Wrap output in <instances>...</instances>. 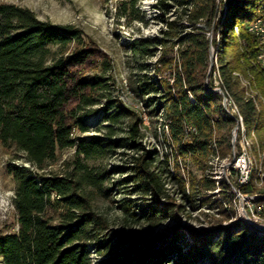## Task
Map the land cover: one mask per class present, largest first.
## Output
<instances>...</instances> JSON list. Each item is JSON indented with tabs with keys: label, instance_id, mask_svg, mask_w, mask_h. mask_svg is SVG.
I'll list each match as a JSON object with an SVG mask.
<instances>
[{
	"label": "trees",
	"instance_id": "1",
	"mask_svg": "<svg viewBox=\"0 0 264 264\" xmlns=\"http://www.w3.org/2000/svg\"><path fill=\"white\" fill-rule=\"evenodd\" d=\"M259 1L156 0L158 18L165 25L160 37L139 36L128 42L135 57L158 53L150 67L154 80L142 79L137 88L141 95L153 94L147 104L155 101L163 109L161 130L170 140V154H160L156 147L144 149L114 171L127 173L121 181L132 183L131 192L152 199V204L138 208L139 218L152 227L177 218L185 209L165 193L160 166L168 163L169 156L174 169L179 158H186L200 172L198 179L190 176V186L201 204L207 199L204 192L215 188V178L206 173L209 156L213 147L221 156L231 154V129L240 131L229 97L239 108L247 132L254 131L264 148V105L245 96L239 78V74L251 75L264 95L258 39L248 30ZM136 4L137 0H119L118 14L142 19ZM222 5L225 15L209 36V25ZM210 43L216 48V63ZM101 54L76 26L42 20L28 7L0 1V144L22 151L37 170L8 163L15 181L17 230L0 233V264H264V221L258 222L247 210L251 228L240 219L218 223L217 229L197 230L177 223L169 241L157 244L154 239L119 237L115 253L93 262L90 239L106 222L94 212L90 192L101 191L107 171L90 161L120 146L135 151L143 138L139 113L106 94L108 77L101 71L110 68V60ZM146 66L139 65L141 70ZM97 67L100 72L91 73ZM215 70L219 85H213ZM101 98H105L102 115L109 122L103 127L107 135L82 136L89 129L85 119L96 112L92 106ZM125 117L131 119L128 143L123 137H112L114 125ZM70 147L74 159L69 169L60 174L43 171ZM234 188L227 185L220 190L222 198L231 201ZM241 189L264 217V191L256 187L253 175ZM219 211L225 218L234 212L233 207L229 213L223 206ZM184 234L189 239H181Z\"/></svg>",
	"mask_w": 264,
	"mask_h": 264
},
{
	"label": "rangeland",
	"instance_id": "2",
	"mask_svg": "<svg viewBox=\"0 0 264 264\" xmlns=\"http://www.w3.org/2000/svg\"><path fill=\"white\" fill-rule=\"evenodd\" d=\"M0 1L28 7L42 20H49L54 23H70L79 28L86 39L92 41L97 51L110 60V68L101 71L105 77H108L106 78L109 85L106 90L108 97L135 109L142 119L140 130L143 133V138L139 140L140 144H138L135 151L129 146H120L106 157L90 161L99 169L107 171V179L104 181L101 191L91 190L90 192L94 212L106 222V227L99 230L98 234L90 239L89 247L94 263L100 262L103 257L118 250L116 240L119 237L136 240L154 239L158 244L170 240L173 227L177 223L179 227L189 225L197 230L203 227L217 229L218 223L228 224L235 219H240L243 225L251 228V224L247 222L246 210L251 212V215L258 222L264 221L260 209H255L256 206L251 201L248 192L238 186L236 175L228 169L227 164L233 154L240 149L238 141L241 140L243 149L247 148L246 150L250 154L248 155L251 160L253 182L260 191H264V182H261V179H264V166H262L264 148L261 147L254 131L251 134L247 132L245 124L244 133L248 141L245 142L246 144L242 142L241 133H237V129H231V154L221 156L218 148L213 147L206 173L208 177L215 178L216 186L214 189L204 192L207 199L203 204L200 202L201 199L197 198V193H192L191 190L190 176L194 175L198 179L201 174L195 169L190 160L179 158L177 170L174 169V163H172L170 156L168 163L161 164L160 169L163 170L160 171L159 169V171L165 182L166 195L178 199L183 203L185 209L179 213L177 218L165 219L155 227H152L146 220L140 219L138 215L139 205H150L152 199L131 192L132 183L121 181L127 173L114 171V168L118 165H128L131 155L136 154V152L140 154L144 149L150 150L152 147H156L160 154H170V140L166 135L164 136L161 130L163 109L159 108L158 103L155 101L147 104L145 100L153 94L141 95L137 88L139 81L142 79L146 82L154 80L151 76L150 67L158 53L152 56L135 57L128 45V42L134 37H160V29H164L165 25L158 18L161 11L154 6L156 0H137L138 15L142 16V19H128L120 16L118 14L119 0ZM224 15L225 6L222 5L217 9L215 17L209 25V31L207 32L209 36L216 32L217 26ZM210 49L213 54V62L216 63V48L212 43H210ZM51 51L55 55L54 47ZM140 64L147 65L146 69L141 70ZM100 69L99 67L91 69V73L100 72ZM215 72L217 70L213 72V85H219V77ZM239 78L241 87H244L245 96L254 97L256 105H264V95L252 83L251 75L239 74ZM104 103L105 98H101L92 106L96 109V112L85 119L89 129L81 133L82 136L107 135L103 128L109 123L102 115ZM130 122V118H122L119 123L114 125L112 137L126 139ZM125 141L129 142L128 139ZM73 159L74 148L63 149L54 161L47 163L43 171L47 173H64L71 167ZM11 161L27 166L31 172H37L33 165L26 160L22 151L6 149L0 144V233L15 232L17 230V215L13 205L15 181L7 167ZM175 173L178 177L174 176ZM226 184L235 185V194L231 201L222 198V191L220 190H226ZM163 199L167 200V197H163ZM246 200L251 201L249 206L246 204ZM238 204H241L243 208L240 209ZM221 206L228 209V212L233 207L234 212H229V217L225 218L226 216L219 211ZM181 239L187 240L189 238L184 234Z\"/></svg>",
	"mask_w": 264,
	"mask_h": 264
},
{
	"label": "built area",
	"instance_id": "3",
	"mask_svg": "<svg viewBox=\"0 0 264 264\" xmlns=\"http://www.w3.org/2000/svg\"><path fill=\"white\" fill-rule=\"evenodd\" d=\"M248 29H251V32L257 37L258 39L257 57L259 61H264V3H262V6L258 10L257 18H255L248 25ZM232 117H233V114H232ZM234 140H235V137L233 134V141ZM238 143H239L240 149L236 153H234L233 156L231 157L228 169H230L231 172L235 173L236 178H237L236 182H242V186H244L245 184H247L246 182V156H245V151H243L241 141H238ZM261 182H264V179H261ZM246 204L249 206L251 204V201L246 200Z\"/></svg>",
	"mask_w": 264,
	"mask_h": 264
},
{
	"label": "bare ground",
	"instance_id": "4",
	"mask_svg": "<svg viewBox=\"0 0 264 264\" xmlns=\"http://www.w3.org/2000/svg\"><path fill=\"white\" fill-rule=\"evenodd\" d=\"M262 3H264V0H261V1H259V3H258V5H257V13H258V10L260 9V7L262 6ZM256 18H257V16H256ZM249 31H251V29H248ZM257 59H258V57H257ZM258 61H259V59H258ZM260 62V65L261 66H264V61H259ZM215 74H217L216 72H215ZM218 76V75H217ZM218 78V77H217ZM228 101H229V103L231 104V111H232V113L233 114H235L236 116H237V118H238V127H239V129L241 130V131H239L240 133H241V135H240V137L242 136V142L243 143H245V142H248L247 141V139H246V137L247 136H245V133H244V124H243V118H242V116H241V114H240V112L238 111V108H237V106L234 104V102L232 101V98L231 97H229L228 98ZM239 137V136H238ZM239 137V138H240ZM241 141V140H240ZM246 144V143H245ZM246 147V146H245ZM247 149V148H246ZM246 149H243V151H245V156H246V182L248 183L249 182V179H250V174H251V160H250V157H249V153L247 152V150ZM249 154V155H248ZM229 162H230V160L228 161V166H229ZM226 165V164H225ZM261 175V174H260ZM238 183V186L239 187H242V182H237ZM237 183H236V186H237ZM260 208V207H259Z\"/></svg>",
	"mask_w": 264,
	"mask_h": 264
},
{
	"label": "water",
	"instance_id": "5",
	"mask_svg": "<svg viewBox=\"0 0 264 264\" xmlns=\"http://www.w3.org/2000/svg\"><path fill=\"white\" fill-rule=\"evenodd\" d=\"M212 65V62L210 63V66ZM210 66H209V68H210Z\"/></svg>",
	"mask_w": 264,
	"mask_h": 264
}]
</instances>
